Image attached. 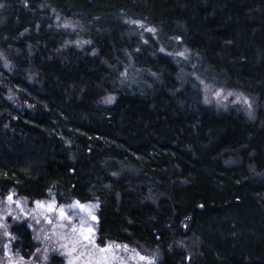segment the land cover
Wrapping results in <instances>:
<instances>
[{"label": "trees", "instance_id": "trees-1", "mask_svg": "<svg viewBox=\"0 0 264 264\" xmlns=\"http://www.w3.org/2000/svg\"><path fill=\"white\" fill-rule=\"evenodd\" d=\"M54 13L89 45L66 46L77 34ZM178 41L200 77L255 98L253 119L202 102L165 53ZM0 53V200L56 203L102 247L158 249L155 264H264V0H0ZM129 65L142 75L125 87ZM9 231L4 252L32 259L30 225Z\"/></svg>", "mask_w": 264, "mask_h": 264}, {"label": "rangeland", "instance_id": "rangeland-1", "mask_svg": "<svg viewBox=\"0 0 264 264\" xmlns=\"http://www.w3.org/2000/svg\"><path fill=\"white\" fill-rule=\"evenodd\" d=\"M126 22L134 26L140 34L143 42L146 35L156 37L153 27L140 20L127 19ZM53 24L76 33L77 36L67 45L83 48L89 45L87 39L81 36V26L74 19L65 18L54 13ZM163 51V50H162ZM173 58L186 64H190L191 76L197 81L202 95V102L213 106L218 110H226L234 107L242 111L248 118L253 119L257 109L256 100L241 91L231 90L200 77L194 69L197 59L181 44L171 51H165ZM2 67L11 70L7 58L0 53ZM140 71L131 65L122 72L121 85L132 87ZM7 98L17 110H24L28 105L20 101L15 94L8 91ZM115 99L113 94L105 96L101 104L110 105ZM11 197V199H9ZM74 205L83 208L80 204ZM73 205V206H74ZM71 206V205H70ZM93 222L94 216H89ZM26 222L30 225L33 239L38 245L34 257L24 260L17 255L4 252V246L10 241V227L13 224ZM84 225L80 219L69 214L62 206L49 202L35 205L32 212H25L20 199L10 192L0 200V264H45L52 255H58L65 259L67 264H155L161 254L158 249H146L143 246H131L127 244L100 246L96 242L95 233ZM141 257H144L143 259Z\"/></svg>", "mask_w": 264, "mask_h": 264}, {"label": "snow or ice", "instance_id": "snow-or-ice-1", "mask_svg": "<svg viewBox=\"0 0 264 264\" xmlns=\"http://www.w3.org/2000/svg\"><path fill=\"white\" fill-rule=\"evenodd\" d=\"M9 199H11V197H9ZM142 259L144 258V257H141Z\"/></svg>", "mask_w": 264, "mask_h": 264}]
</instances>
